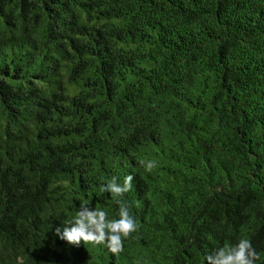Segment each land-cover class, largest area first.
Wrapping results in <instances>:
<instances>
[{"label":"trees","instance_id":"16d2710c","mask_svg":"<svg viewBox=\"0 0 264 264\" xmlns=\"http://www.w3.org/2000/svg\"><path fill=\"white\" fill-rule=\"evenodd\" d=\"M153 160L146 172L141 161ZM131 173L112 254L52 228ZM264 264V0H0V264Z\"/></svg>","mask_w":264,"mask_h":264},{"label":"clouds","instance_id":"9594fccd","mask_svg":"<svg viewBox=\"0 0 264 264\" xmlns=\"http://www.w3.org/2000/svg\"><path fill=\"white\" fill-rule=\"evenodd\" d=\"M146 172L156 167L153 160L140 162ZM131 173L123 177L112 175L104 182L97 184L94 195L108 194L115 198L118 205L117 214L109 218V213L102 208H92L90 204L79 205L76 214L61 226L57 224L52 231L57 239L70 246L78 247L82 242L102 245L108 252L119 254L124 250V241L134 233L139 224L130 213V204L120 199L133 188ZM258 253L248 237H241L235 243L220 246L214 252L205 255L206 264H256ZM17 264H23L22 258L16 257Z\"/></svg>","mask_w":264,"mask_h":264}]
</instances>
